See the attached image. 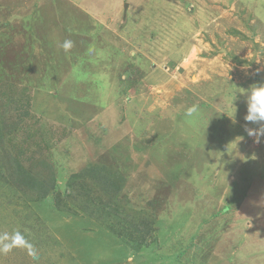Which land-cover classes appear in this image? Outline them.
Wrapping results in <instances>:
<instances>
[{
  "label": "rangeland",
  "instance_id": "1",
  "mask_svg": "<svg viewBox=\"0 0 264 264\" xmlns=\"http://www.w3.org/2000/svg\"><path fill=\"white\" fill-rule=\"evenodd\" d=\"M262 83L264 0H0V264H264Z\"/></svg>",
  "mask_w": 264,
  "mask_h": 264
},
{
  "label": "clouds",
  "instance_id": "2",
  "mask_svg": "<svg viewBox=\"0 0 264 264\" xmlns=\"http://www.w3.org/2000/svg\"><path fill=\"white\" fill-rule=\"evenodd\" d=\"M62 47L67 51L72 47V42L70 40H66L62 44ZM243 92H245V90H243ZM236 93H234L231 103L235 99ZM245 102L247 105V112L244 116V120L258 126L256 128L246 127L245 130L249 136L256 137L255 142L259 143L260 137L264 136V83L258 85L254 84L249 89H247ZM196 110V106H192L188 109V115H192L194 112H196ZM234 113L235 108L231 117H234ZM16 247L26 249L29 256H31L34 260L38 259L36 247L26 239L25 235L20 229H13L11 233L4 232L0 234V254H7Z\"/></svg>",
  "mask_w": 264,
  "mask_h": 264
},
{
  "label": "trees",
  "instance_id": "3",
  "mask_svg": "<svg viewBox=\"0 0 264 264\" xmlns=\"http://www.w3.org/2000/svg\"><path fill=\"white\" fill-rule=\"evenodd\" d=\"M16 173H18V182L20 181L19 185L26 186V189L28 191L34 193L39 192L40 188L42 189V186L38 184L37 180L28 175L27 171H25L24 169H20Z\"/></svg>",
  "mask_w": 264,
  "mask_h": 264
},
{
  "label": "water",
  "instance_id": "4",
  "mask_svg": "<svg viewBox=\"0 0 264 264\" xmlns=\"http://www.w3.org/2000/svg\"><path fill=\"white\" fill-rule=\"evenodd\" d=\"M125 7H126V4H125Z\"/></svg>",
  "mask_w": 264,
  "mask_h": 264
}]
</instances>
